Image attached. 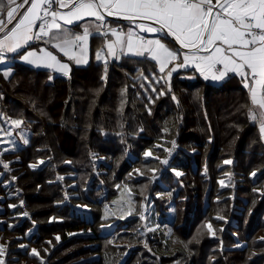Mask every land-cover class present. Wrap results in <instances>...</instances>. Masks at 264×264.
I'll return each mask as SVG.
<instances>
[{"label": "trees", "instance_id": "16d2710c", "mask_svg": "<svg viewBox=\"0 0 264 264\" xmlns=\"http://www.w3.org/2000/svg\"><path fill=\"white\" fill-rule=\"evenodd\" d=\"M165 40L175 47L170 38ZM251 107L250 95L236 77L215 84L189 69L168 79L167 71L161 73L148 58L110 61L106 74L104 63L73 66L69 76L15 63L8 78L0 75V110L24 112L36 124L49 161L38 170L25 160L13 163L17 180L12 190L18 196L10 199L0 190L6 195L0 203L7 209L9 203L24 202L10 217L30 214V220L18 219L10 234L25 236L22 241L35 245L45 262L23 251L14 255L27 258L28 264H264V142L250 119ZM84 131L88 157L80 159L76 152ZM173 142L176 153L165 168L161 159ZM147 150L158 159H146ZM91 154L104 160L97 165ZM229 159L233 165L224 163ZM136 167L146 174L137 178ZM151 168L162 174L161 182L151 181ZM173 169L183 171L180 179ZM230 172L235 188H222L219 180ZM150 189L175 202V215L167 221L172 238L165 243L157 234L151 249L139 244L130 252L112 245L100 226L113 222L112 214L125 215L123 198L131 200L125 204L133 212L117 225L120 236L130 237L129 228L141 226L143 202L150 218L162 214L157 204L165 201L148 195ZM113 200L119 205L115 213L114 205L112 212L105 208ZM78 204L91 208V221L75 209ZM208 220L218 228L216 239L204 229ZM227 220L236 225L230 222L223 232L220 226ZM81 227L93 230L71 236ZM33 228L28 238L25 232ZM19 241L13 239L12 246ZM238 241L246 246L232 248Z\"/></svg>", "mask_w": 264, "mask_h": 264}, {"label": "snow or ice", "instance_id": "6c2138e0", "mask_svg": "<svg viewBox=\"0 0 264 264\" xmlns=\"http://www.w3.org/2000/svg\"><path fill=\"white\" fill-rule=\"evenodd\" d=\"M106 16L127 20L141 32L164 33L187 51L181 54L162 39L146 40L131 30L123 33L108 27ZM86 18L99 22L95 25L98 35L115 37L105 44L106 54L113 58H119L118 53L147 54L158 63L161 73L167 65L180 60L167 73L169 79L172 72L189 65L204 79L209 75L212 79H222L228 73L238 75L250 93L253 106L249 109L250 119L256 121L259 118L260 131L264 134V0H216L215 4L213 0H0V64L4 63L6 53L18 52L33 40L51 43L77 65L87 63L86 53L92 35L90 26L84 25L81 34L63 27L78 24ZM40 51L43 55L29 51L23 59L68 75L70 67L67 63H62L51 51ZM106 54L104 50L96 53L98 61L103 59L105 74ZM11 123L19 127L23 121ZM4 132L0 128V133ZM5 134L11 136V132ZM161 163L167 164V160ZM224 163L232 162L225 160ZM3 167L8 168V165ZM177 175L182 173L177 172ZM251 175L255 177L256 173ZM220 183L223 185V181ZM207 228L212 231L211 224ZM32 254L38 255V252L33 249ZM4 255L5 247L0 245V264H5Z\"/></svg>", "mask_w": 264, "mask_h": 264}, {"label": "rangeland", "instance_id": "374dc122", "mask_svg": "<svg viewBox=\"0 0 264 264\" xmlns=\"http://www.w3.org/2000/svg\"><path fill=\"white\" fill-rule=\"evenodd\" d=\"M108 18L110 20L111 17L108 16ZM38 42L40 43V41H38ZM16 113H24V112L17 111ZM21 121H23V123L21 124V128L24 129L26 127V125L28 127H32V129H26L25 130V133L27 135L26 139H28L30 137H34L35 135L33 134V131H31L34 129V123L32 122V120L31 119L26 120L24 118ZM22 130H20L19 133L16 132L17 135L12 134L11 136H6V140H8V141L11 140L12 144L11 145L3 144L2 149H9L8 151H10V152H6V154H8L10 157L3 158V155L1 154V151H0V190L1 189L6 190V193L9 194L8 198H10V199L18 196L17 194L13 193V192H16L17 190L16 191L12 190V188H14L15 182L17 180V177L14 175L15 168L13 167V163H17V162H20L21 160H25L26 162H28L29 166L30 165H36V167H35L36 169H34V168L33 169L38 170V169H40L41 166L46 165V161L47 162L49 161V158L46 156L44 149H42V147L40 146V143L38 141L39 136L37 138V144H39V146L41 147V148L39 147L40 149H38V148L35 149L36 145L32 144L34 141L31 142L29 147L27 145L25 147V146H22V144H20L21 142L18 138L21 137V138L25 139L24 136H19L21 134ZM87 134H88V131H84L81 133L79 143L77 145L76 154L80 159L88 157L87 151H86V144H85ZM14 149H15V151L11 152V150H14ZM167 150H168L167 151L168 152L167 157L161 159V161L167 160V164L162 163L165 168H167L170 164L169 160H171V159L169 157L176 153V148H174V149L171 148V149H167ZM147 153H151V155L144 156V157H146V159L147 158L156 159L158 157L157 154L153 153L151 150H147ZM91 157L95 160L97 165H98V163H100L99 162L100 160L101 161L104 160V156L103 157H96L95 154H91ZM41 160L43 161L42 164L40 163ZM30 162H31V164H30ZM66 163L70 164L71 162L67 161ZM4 164H7L8 168H4L3 167ZM134 170H135V174L136 173L139 174V175L136 174L137 178H140L141 176L146 174V170L144 168L136 167ZM172 171L174 172L177 179H180V177H181V175H179V176L177 175V172L184 174L183 171H181V170L173 169ZM151 172H152V174L150 175L151 176L150 179L153 183H158V182L162 181V178H161L162 174L159 173L156 168H151ZM230 176L231 175H229V176L227 175L224 178L220 179V181H219V182L223 181L222 186L225 189L227 188V186L230 185V183H232ZM5 178H8V180L6 182H4ZM59 180L62 182L61 176L59 177ZM75 185H76V183L72 184V186H75ZM118 186L119 185H117V187ZM143 189H144L143 193L145 194V192H147L148 189H147V187H145ZM123 192H125V190H123ZM148 195H150V196L155 195V197L161 198L163 201H165V202H163V204L162 203L157 204L158 209H160L162 211V214L160 216H158V219H151V218L148 219L143 214L142 217H144V218H143V222H142L141 226L139 228L138 227L135 228L132 226H131L132 228H129V230L132 231V234H131L132 236L128 237V236H124L125 234H122L121 235L122 237H121L120 236L121 233L119 232V229H117V225H119V224L122 225V223H125V221L130 219L133 211L128 212L131 214L129 217H123V216H120L119 214H117L118 217H116L115 214H112L111 216L115 218L114 221L107 224V225H101L100 226L101 227V235L106 236L107 237L106 239L109 240V242L112 245L127 247L129 249L128 252H130L132 250V248H134L133 246L137 247V245H139V244H142L145 247H147L148 249H151V247H152V245H151L152 240L151 239H153L152 237L154 235H157V234H160V236H158L156 239L161 238L165 243L167 241H169L173 236V228L170 226V224L167 223V221H169L170 218L175 215V211H176L174 209V205H175L174 203L175 202H173L174 200L171 198V196L167 197L163 193L153 191V189H150L148 191ZM5 199H6L5 193H0V201H4ZM116 201L117 200H113V202H114L113 204H112V202H109V201L105 202V208L109 209L108 210L109 212H112V206L111 205H114L113 206V212L114 211L118 212L119 211V205H118V202H116ZM122 201L124 202L123 203L124 208H126L125 203H129L131 200L128 199L127 197H125L122 199ZM19 204H21V205H19ZM23 205H24V202H20L18 204L9 203L8 204V208L10 209L9 210L6 208L5 205L0 203V245H3L5 247V255H4L5 264H28L27 258L23 257L24 259H20L19 255H17V254L14 255V253H16L15 251H23V253L27 252L28 257L29 256L30 257L39 256L37 258L40 259L41 262H45V259L40 255L39 250H37V247L35 245H31L29 247V243L27 241H22V239L25 238V236H23L21 234H17V235H11L10 234L13 231V229L20 223V222H18L19 221L18 219L30 220V214L28 212H23L21 214H14L13 216L10 217V215H12L17 210V208L19 206H23ZM139 205L140 204H138V206ZM11 206H14V207H11ZM75 209L84 213V217H85L84 219L85 220L92 219L90 217L91 215H86V214H89L91 212V208L88 207L87 205L78 204V205H76ZM117 209H118V211H117ZM217 217H220V219L225 220L224 217H221L218 215L214 216V218H217ZM14 220H17V222H15ZM161 221H165V223L163 224V223H161ZM230 222H231L230 220H227V224L225 226H220L221 231L226 232L228 230ZM233 222H231L230 224L236 225V223L235 222L233 223ZM208 224L212 225V231L211 232H209V230L207 228ZM214 224L215 223L212 220H208L205 222V225H204V229L208 230V232H209L208 235L210 236L211 239H216L218 237V234H217L218 228L216 227L217 228L216 229ZM125 226L126 225H123L122 227L124 228ZM149 229H153V230L149 231ZM204 229L202 230V235H205ZM34 230H35L34 228L31 230L27 229L25 232L26 233L25 235L28 238L31 237ZM84 230H85L84 228H80L76 231H72L71 234H73V235L82 234L84 232ZM92 230L93 229L88 227L86 230L87 234H90ZM120 238H122V239L120 240ZM13 239L15 241L20 240L17 243L16 247L15 246L13 247L11 244ZM177 246L178 245H175L174 247L176 248ZM243 246H244V243H239L238 245L237 244L233 245L232 248H236V247L243 248ZM14 248L16 250H14ZM33 249H35L38 252V255L32 254ZM126 256H128V254H126ZM96 257H98V256L96 255ZM32 264H35V263H32Z\"/></svg>", "mask_w": 264, "mask_h": 264}, {"label": "crops", "instance_id": "0c3cea01", "mask_svg": "<svg viewBox=\"0 0 264 264\" xmlns=\"http://www.w3.org/2000/svg\"><path fill=\"white\" fill-rule=\"evenodd\" d=\"M216 0H213V4H215ZM106 19H108V22L110 24V26L112 28H117V27H121V32L123 33H127L129 30L133 31L136 35H139V36H142L144 37L146 40H151V39H162L163 42L166 43V40L165 38L167 36L164 35V33H159V34H156V33H146V32H141L138 28L135 27V25L133 23H130L129 21L127 20H124V19H121V18H117V17H112L108 18V16H106ZM15 22V21H14ZM99 23L97 21H95L94 18H86L84 21H81L79 22L78 24H73L71 26L69 25H63L64 28L68 29L70 32L72 33H75V34H81L83 32V26L84 25H88L90 26V31L92 32V35L89 37V46H88V51L86 53L87 55V58H88V62L87 63H82V64H75L74 61H70L68 60L67 57H65L63 55V53L59 52L57 49L53 48L51 46V43H39L37 40H33L31 42H29V44L20 49L18 52H15V53H6L4 55V63L0 64V75L4 76L5 78H8L12 71H13V66L15 65V63H21V64H24L26 66H29L31 68H34V69H37V70H45V71H49L51 72L53 75L55 76H69L71 71H72V68L73 66H77V67H87L89 64L91 63H103V59L102 60H97L96 59V53L97 52H100L101 50H104L105 51V54H106V49H105V44L108 40H115V37H104L102 35H98L96 32H95V25ZM145 23H148V22H145ZM6 27H11V25H6ZM171 39V41L174 43L175 47L172 48L170 47L167 43V45L172 48L173 50L175 51H178L180 52L181 54H183L184 52H186L187 50L186 49H181L180 46L174 42V40L171 38V37H168ZM41 49H46L48 51H51L54 55L57 56V58L59 60H61L62 63H67L70 67V72L68 73V75H64L63 73H60V72H56L54 71L53 69H50V68H45V67H38L36 66L35 64H30L28 62H26L24 59H23V55L27 54V52L29 51H35L38 53V55H43V53L40 51ZM118 57L119 58H113L111 55H105V58L108 60V62L110 61H119L121 60L122 58L124 57H132V58H137V59H143V58H148L150 59L151 61H153L156 65H157V68L159 70V65L156 61L152 60L150 56H148L147 54H145L144 56H133V55H122V54H119L118 53ZM181 61L180 60H177V61H173L171 64L167 65L165 70L164 71H167V73L171 70V68L174 66V65H178ZM189 69H195L194 67H192L191 65H189L188 67H185V68H178L177 71L175 72H172V75H174L175 73L177 72H180V71H183V70H189ZM199 74H201L197 69H195ZM5 72H9L8 75H5ZM171 75V77H172ZM202 76V75H201ZM203 77V76H202ZM230 77H236L240 82H241V85L244 87V84L242 82V79L241 77H239L238 75H235L233 73H228L226 74V76L222 79H212L211 78V75H209V78L208 79H203L206 81V82H211V83H215V84H222L224 82H226ZM169 79V78H168ZM245 90H247L248 94L250 95L249 93V90L247 88H245ZM253 107V106H252ZM26 119L28 120L29 117L26 116L25 113H16V112H7V111H4V110H0V128L4 129L5 132L4 133H0V151H1V154L2 155H5L6 152H10L8 151L9 149H2L3 148V144H8V145H11L12 143H8V140H6V135L5 133L7 132H11V135L12 134H15L17 135V133L20 132V130H22L23 128H21V125L19 127L15 126L14 124H12L11 122L14 121V120H22V119ZM257 124H258V129H259V132L262 136V139H263V142H264V134L261 133L260 131V123H259V118L255 121ZM34 123V122H33ZM26 124V123H25ZM36 124L34 123V129L31 130L33 131V134L35 135L34 137H30L28 139H26V133H25V130L26 129H32V127H28L26 125V127L21 131V134L19 136H24L25 139L19 137L18 139L20 140V144H22V146H25L26 145L29 147L31 142L34 141L32 144H35L36 145V148L35 149H40L41 147L39 146V144H37V138H38V134H37V131H36V128H35ZM17 132V133H16ZM35 139V140H34ZM17 140V139H16ZM27 140V143H24V141ZM40 147V148H39ZM173 149L176 148L177 149V146L175 144V146L172 147ZM24 149V148H23ZM43 149V148H42ZM171 149V148H170ZM12 151H15L14 150H11ZM147 153V152H146ZM146 153H145V156H146ZM175 154H173L172 156H170L169 158L172 159V157L174 156ZM31 158V157H30ZM147 159H150V158H147ZM231 160V164H226V165H233L234 164V160L233 159H229ZM101 161V160H100ZM99 161V162H100ZM171 160H169V163H170ZM48 162L46 161V164ZM31 164V162H30ZM99 164V163H98ZM43 167V166H41ZM40 167V168H41ZM33 168V167H31ZM34 169H36L34 167ZM176 170V169H175ZM173 172V171H172ZM174 173V172H173ZM257 174V173H256ZM183 175V174H182ZM181 175V176H182ZM228 176H230L231 178V181L232 183H230L229 186L227 187H234L235 188V182L236 180L234 179V173L233 172H230L227 174ZM225 175V176H227ZM156 176V175H155ZM160 176V175H159ZM224 176V177H225ZM161 177V176H160ZM64 178V177H63ZM160 181V180H159ZM220 181V180H219ZM159 183V182H158ZM221 187L224 188L221 184ZM123 209L127 210V212L125 213V215H122V214H119L120 216H123V217H129L131 214L128 213L129 211H133L130 209L129 206H127L126 208H124V206H122ZM111 210V209H110ZM148 210H149V207H148V204L146 202H143L142 203V211H141V214L139 215V217L141 218L142 215L144 214V216L146 218H150L149 215H148ZM79 211V210H78ZM81 212V211H79ZM82 213V212H81ZM115 214L116 217H118V215ZM86 215H90L89 214H86ZM132 217V216H131ZM151 219H155V217H151ZM142 222H143V219H142ZM81 228H84V227H81ZM85 229V228H84ZM76 231V230H74ZM92 232V231H91ZM87 234V231L82 233V234H76V235H83V234ZM91 234V233H90ZM76 235H73L71 234V236H76ZM239 243H244V246H246V243L245 242H240L238 241L237 242V245ZM38 250V248H37ZM33 256V255H32ZM36 258L39 257V256H35Z\"/></svg>", "mask_w": 264, "mask_h": 264}, {"label": "built area", "instance_id": "2783aa9c", "mask_svg": "<svg viewBox=\"0 0 264 264\" xmlns=\"http://www.w3.org/2000/svg\"><path fill=\"white\" fill-rule=\"evenodd\" d=\"M109 17H111V18L113 17V18H114V16H109ZM106 23H107V26H108V27H111L110 24H109V22H108V19H106ZM137 23H139V21H137ZM111 28H112V27H111ZM116 29H117L118 31H120V30H121V27H117ZM40 42H41V43H44L42 40H41Z\"/></svg>", "mask_w": 264, "mask_h": 264}]
</instances>
